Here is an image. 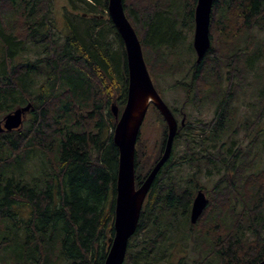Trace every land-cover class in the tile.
Masks as SVG:
<instances>
[{"label":"trees","instance_id":"16d2710c","mask_svg":"<svg viewBox=\"0 0 264 264\" xmlns=\"http://www.w3.org/2000/svg\"><path fill=\"white\" fill-rule=\"evenodd\" d=\"M196 1L122 0L162 100L157 81L169 78L185 93V109L213 111L208 121L181 111L184 124L145 197L123 264L264 259V0H213L210 47L199 63L192 47ZM67 2L83 3L93 16H73L85 21L84 30L65 17L60 36L49 18L51 0H0V120L31 105L21 128L0 133V264H103L114 235L111 106L120 114L126 102V54L108 0ZM28 45L34 59L23 58ZM149 111L159 117L161 136L154 155L142 159ZM146 117L135 144L136 187L167 137L152 104ZM183 165L193 173L182 175ZM204 169L209 178L216 174L209 187L200 181ZM198 190L206 207L191 224ZM178 247L183 255L173 262Z\"/></svg>","mask_w":264,"mask_h":264},{"label":"water","instance_id":"95a60500","mask_svg":"<svg viewBox=\"0 0 264 264\" xmlns=\"http://www.w3.org/2000/svg\"><path fill=\"white\" fill-rule=\"evenodd\" d=\"M213 0H197L194 9L192 47L199 63L210 47L209 23ZM107 14L116 28L124 46L128 72L125 105L119 114L115 105L111 112L116 119L113 142L118 149L116 196L113 229L114 235L103 264H123L129 238L136 230L145 197L161 167L167 162L177 132L178 123L169 107L153 86L143 59L138 37L125 16L122 0H108ZM152 104L163 117L167 137L160 158L144 181L136 187L134 154L136 140L149 105ZM31 105L17 108L0 120V133L21 128ZM185 115L180 120L184 124ZM206 207V196L198 190L190 210V222L194 224ZM257 264H264V259Z\"/></svg>","mask_w":264,"mask_h":264},{"label":"rangeland","instance_id":"374dc122","mask_svg":"<svg viewBox=\"0 0 264 264\" xmlns=\"http://www.w3.org/2000/svg\"><path fill=\"white\" fill-rule=\"evenodd\" d=\"M84 7V8H83ZM82 15L83 17H92L93 13L88 10L83 3L80 2H75L73 5H70L67 0H51V10L49 13V18L52 22V24L55 27V33L58 35H63L67 30L64 28V19L65 17H68L69 19L71 18L73 20V23L78 25V27L81 30L85 29V21L80 20L76 17L73 16H80ZM91 25V24H90ZM194 30V29H193ZM264 37L263 35H261ZM193 37V34H192ZM108 40L110 42H113L112 38L109 36ZM33 48L31 45H28V49L26 52L23 54V58L27 57L29 59H34L35 58V52L36 49ZM115 50V49H113ZM194 50V49H193ZM195 54V52H194ZM194 59H196V55H194ZM173 81L169 78H160L157 81V84L159 88L162 90V96L164 98V101L166 102L167 106L169 109L172 111L177 123L180 122L182 115L181 111L184 113L186 112L187 114H190V116L193 119L197 120H203V121H208L211 119L213 115V111L211 110L212 108H208V111L205 113H201L195 110H191L188 106L184 107V102L186 101V95L185 93L180 90V89H174L170 86V84ZM184 109V111H183ZM245 108L242 107L240 109V114L244 112ZM198 112V113H197ZM147 113V112H146ZM146 117V115H145ZM159 117L154 111H149L148 115L146 117V121L144 122L141 131H140V140H141V146L143 147L142 150V159L153 156L154 153L157 150L156 144L159 143L160 139V132L161 129L159 127ZM261 128L264 129V122L261 124ZM241 142H244L242 139V134L240 135ZM153 147H156L155 149ZM179 154H183L184 148L180 145L179 147L177 146ZM261 164L260 166H264V158L261 159ZM193 168L190 166H182L181 167V174L185 175L187 173H193ZM204 175L200 177V181L203 183L205 187H209V184L216 178V174L212 176V178L207 177L206 172L207 170L204 169ZM212 174V175H213ZM210 180V181H207ZM210 182V183H209ZM205 193V192H204ZM181 248L178 247L176 248L175 254L173 255V262L177 261L178 259L182 258V252Z\"/></svg>","mask_w":264,"mask_h":264},{"label":"flooded vegetation","instance_id":"af4514ba","mask_svg":"<svg viewBox=\"0 0 264 264\" xmlns=\"http://www.w3.org/2000/svg\"><path fill=\"white\" fill-rule=\"evenodd\" d=\"M182 114V112H180Z\"/></svg>","mask_w":264,"mask_h":264}]
</instances>
